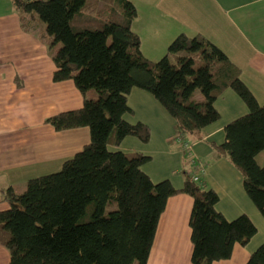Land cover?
<instances>
[{
  "label": "trees",
  "instance_id": "1",
  "mask_svg": "<svg viewBox=\"0 0 264 264\" xmlns=\"http://www.w3.org/2000/svg\"><path fill=\"white\" fill-rule=\"evenodd\" d=\"M105 1L101 9L92 0H12L17 10L35 12L45 23L52 80L72 79L83 94L81 106L44 121L56 130L88 126L90 140L60 169L29 178L21 192L12 185L1 188V200L9 205L0 209V244L8 249V264H146L160 214L179 190L192 197L191 262L227 259L235 244H247L257 232L247 213L228 219L216 207L214 188L202 187L185 171L181 188L168 178L154 181L141 167L149 154L110 146L126 135L150 138L145 122L123 116L132 112L127 103L132 87L152 93L182 136L198 135L219 119L214 101L232 88L248 111L225 124L224 140L209 143L240 171L246 194L264 217V163L256 159L264 149V104L240 78V68L203 34L179 33L163 56L150 59L131 27L134 3ZM196 87L203 93L200 100L193 97ZM57 215L71 220L47 228ZM244 264H264V241Z\"/></svg>",
  "mask_w": 264,
  "mask_h": 264
},
{
  "label": "crops",
  "instance_id": "2",
  "mask_svg": "<svg viewBox=\"0 0 264 264\" xmlns=\"http://www.w3.org/2000/svg\"><path fill=\"white\" fill-rule=\"evenodd\" d=\"M136 7L132 29L140 36L142 53L158 59L179 34L197 33L209 38L240 68V78L260 104H264V0H131ZM0 193L8 185L24 187L34 176L60 169L67 158L90 140L88 126L56 130L45 122L48 115L79 107L83 94L72 79L54 81L50 36L38 35L32 25H22V13L12 0H0ZM32 17L31 14H26ZM93 94V90L87 91ZM202 98V97H201ZM132 112L129 122L141 120L150 128L143 142L126 135L111 149L149 154L142 169L154 180L168 178L177 188L184 182L191 157L206 164L201 185L219 193L216 207L227 217L247 213L257 232L245 244H235L232 255L212 264H244L251 251L264 241V217L240 183L239 171L209 141L224 140V126L248 107L232 88L214 101L219 119L205 125L198 135H184L190 149L176 138L175 120L149 91L132 87L127 95ZM264 157V149L257 155ZM212 160L214 163H208ZM210 184V185H209ZM235 186L236 189H233ZM227 199V205L223 202ZM2 197L0 196V201ZM192 197L181 190L167 199L158 219L146 264H193L189 213ZM9 252L0 244V264H8Z\"/></svg>",
  "mask_w": 264,
  "mask_h": 264
},
{
  "label": "rangeland",
  "instance_id": "3",
  "mask_svg": "<svg viewBox=\"0 0 264 264\" xmlns=\"http://www.w3.org/2000/svg\"><path fill=\"white\" fill-rule=\"evenodd\" d=\"M92 1H97L98 2V7L101 8V9L104 6L107 5V2L105 0H92ZM3 9H4V5L1 6L0 10H3ZM21 13L24 15V18H25L23 20V22H25L27 20L31 25H33L34 26V29H35V31H36V33L38 35L43 36L44 34L47 33L46 27H45V23L38 17V15L35 12H24V11H21ZM26 14H31L33 16L32 17H27V16H25ZM179 53H181V51H177V52H174L173 54H170L169 55L170 56V59L174 60V58H175L174 57V54H179ZM202 96H203V93L201 92L200 88L199 87H196L195 90H194V93H193V97L195 99L200 100V98ZM186 140L188 141V139H186ZM181 147H182V149H184L182 145H181ZM258 159L260 161H263L264 157H262L261 155H259L258 156ZM207 162L208 163H214V161H212V160H207ZM239 173H240V171H239ZM242 178H243V176L240 173L239 174V179L238 178H235L234 180L237 182L236 184L240 183L242 185V187H243V184H242V181L243 180H242ZM202 187H204V186H202ZM23 188L24 187H15V190H16V192H21L23 190ZM233 189H236L235 186L233 187ZM0 196L2 197L1 193H0ZM223 202L227 205V203H226L227 202V199L224 198V201ZM8 206L9 205H8V203H6V201H0V209L6 208ZM234 217H232V218H234ZM68 219L71 220V218L69 217V215L68 216L67 215H60V216L57 215V216H54V217H52L49 220V222H48V224H47L46 227L50 229V228H55V227H59V226H62V225H67L68 222H69ZM228 219H231V218H228Z\"/></svg>",
  "mask_w": 264,
  "mask_h": 264
},
{
  "label": "built area",
  "instance_id": "4",
  "mask_svg": "<svg viewBox=\"0 0 264 264\" xmlns=\"http://www.w3.org/2000/svg\"><path fill=\"white\" fill-rule=\"evenodd\" d=\"M176 138L180 142V145L183 146V150L190 149V142L187 141L184 137L179 134ZM190 161L192 165V167L188 171L190 179L196 182H202L201 176L206 172V164L204 160L195 156L191 157Z\"/></svg>",
  "mask_w": 264,
  "mask_h": 264
},
{
  "label": "clouds",
  "instance_id": "5",
  "mask_svg": "<svg viewBox=\"0 0 264 264\" xmlns=\"http://www.w3.org/2000/svg\"><path fill=\"white\" fill-rule=\"evenodd\" d=\"M181 135V134H180ZM182 136V135H181ZM182 137H184V136H182ZM187 172V171H186ZM189 175V174H188ZM200 183V182H199ZM201 184V183H200Z\"/></svg>",
  "mask_w": 264,
  "mask_h": 264
}]
</instances>
